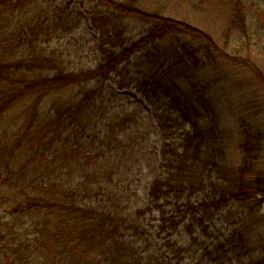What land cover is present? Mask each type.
<instances>
[{"label":"trees","instance_id":"obj_1","mask_svg":"<svg viewBox=\"0 0 264 264\" xmlns=\"http://www.w3.org/2000/svg\"><path fill=\"white\" fill-rule=\"evenodd\" d=\"M65 1L0 0V212L11 198L17 214L0 223L13 235L0 245L18 246L12 264H165L148 217L176 264L189 253L175 238L182 227L204 245L196 264H242L259 250L252 230L227 243L210 234L231 202L262 201L253 174L264 127L225 119L224 46L177 18L173 0H80L101 62L76 70L54 45L81 24ZM111 80L141 93L153 115L158 172L143 207L131 192L145 139L137 114L105 89Z\"/></svg>","mask_w":264,"mask_h":264},{"label":"rangeland","instance_id":"obj_2","mask_svg":"<svg viewBox=\"0 0 264 264\" xmlns=\"http://www.w3.org/2000/svg\"><path fill=\"white\" fill-rule=\"evenodd\" d=\"M67 1L69 0L64 3ZM172 3L177 18L204 30L224 46L226 59L224 58L222 74L218 75H221V90L225 99L222 103L226 105L227 122L238 128L240 122L243 124L242 120L257 121L264 127V0H173ZM85 5H82L80 0L71 3L70 9H73L81 20L80 27L54 45L59 47L64 59L73 66V69L87 71L96 69L101 57L97 34L90 25ZM63 6L67 5L63 4ZM140 31L141 29L137 32ZM4 54L8 56L6 51L1 55ZM114 77L119 79L117 75ZM105 89L118 92L121 98L118 104L135 112L139 119V127H135V131L140 134V140H145L142 144L143 150L136 156L137 160L134 162L135 167L138 168L134 172L131 196L134 203L143 207L146 205L149 186L158 172L156 129L151 108L143 95L133 88L118 91V84L111 80L106 83ZM236 141L237 139L232 141L230 147H234ZM253 175L264 182V156ZM260 196L262 201L249 202L245 206L231 202L225 211L217 214L213 219L214 227L210 234V239L213 240L220 238L227 243L234 230H238L242 237H246L250 230L254 232L258 242L256 247L259 250L244 255L242 264L264 260L262 247L264 242H261V238L264 237V194L261 193ZM12 203L13 199L10 198L6 205H2L6 210L0 212V216L3 217L0 223L5 225L8 223L11 227L17 221ZM141 224L148 230L154 243L158 244L154 245L153 249L163 262L176 264L177 260L155 239L153 218L141 220ZM10 231L12 232L10 227L7 229L0 227V234L6 239L13 237ZM195 232L191 233L186 227H182L175 235V238L189 249V253H184L187 257L185 264H196L203 253L201 249L204 245L195 241L193 237L197 235ZM15 246L17 245H0V264L14 262L12 254L17 253L18 250ZM194 256L196 259L192 258ZM45 259L46 257L42 261ZM204 264L210 263L204 261Z\"/></svg>","mask_w":264,"mask_h":264}]
</instances>
